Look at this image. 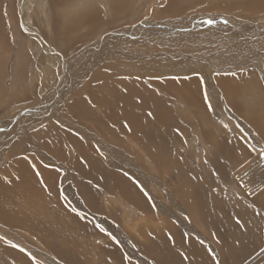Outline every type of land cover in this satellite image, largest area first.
I'll list each match as a JSON object with an SVG mask.
<instances>
[{"label": "rangeland", "instance_id": "rangeland-1", "mask_svg": "<svg viewBox=\"0 0 264 264\" xmlns=\"http://www.w3.org/2000/svg\"><path fill=\"white\" fill-rule=\"evenodd\" d=\"M176 1L0 0V125L4 127L5 120L15 114L12 120L16 121V116L28 108L44 107L43 110L50 113L54 107L48 108L47 103L56 101L55 91L64 72L70 74V79H74L73 82L63 85L64 89L66 86L70 89L75 78V84L81 81L77 78H83L85 81L87 79L84 84L93 85L92 88L100 81L102 90L99 93L109 98L112 87L107 83L117 81L120 84L117 87L118 94L124 87L127 91H134L132 99L139 104L138 111L126 99L123 101L125 107L117 108L114 105L119 110V124L102 120L87 123L100 138L108 135L107 137L114 139L116 134L110 133L114 128L131 130V133L124 131L127 134L119 135L125 142L120 144L119 148L124 153L120 167L126 170L127 174L131 173V170L140 172L143 178L148 180L145 184L138 175L132 177L123 172L126 179L132 183V186L124 187L122 182L118 185L110 170H104L100 174V189L93 190L91 185L86 183L87 193H83L85 198L80 196L85 210L82 214L85 216L77 210L73 211L74 208L69 204L63 206L61 211L73 216V220H78L83 226L82 231L87 235L79 231L77 237L68 244L65 243V246H61L65 242L62 238L54 240L53 248L52 245L43 246L36 240L35 232H29L28 228H24L25 233L20 231L17 234L0 225L1 231L4 228L9 238L21 244L18 245L20 250L31 259V263L136 264L137 259L141 258L148 264H264V161H261L260 167L257 168L253 163L256 160H264V116H261L264 115L263 39L260 42L253 39L250 45L244 43L248 46L242 47L245 46L242 45L243 37L239 36L242 39L240 38L241 42L237 45L234 41V45H230L224 40L220 45L213 47L200 49L197 46V49L196 45H183L181 48H184L178 47V50L171 47L173 40H170V43L167 41L168 44L164 47L155 42L156 46L147 45L152 48L145 49L143 53L138 52L137 55L141 59H135V62L131 60L133 49L128 47L130 43L120 46L115 41L117 38L118 42L124 39L118 37L116 32H131L128 30L130 27L143 23L145 26L142 25L140 29H145L148 25H166V21L169 23L174 15L176 18L188 16L187 20L192 18L197 22L203 20L207 28L215 27L214 23L243 25V35H254L264 30V0H243L252 5L250 9H232V6L227 9L216 5L219 2L234 0ZM172 7L174 8L171 9ZM182 26L184 27V24ZM203 29L200 31L204 32ZM34 31L43 36L47 47L35 36ZM235 31L237 32L236 29ZM164 32L167 36L165 30ZM220 36L237 43L234 34L233 37H227V34ZM126 38L131 40L128 33ZM139 50L141 51V48ZM208 52L216 56V52L223 55L219 60L210 59L209 69L213 72V79L221 77L226 81L230 78L232 82L237 83L240 77H245L241 80L242 90L247 88L238 100L226 99L224 94L215 100L204 82L199 80L204 71L201 68H188L186 65L182 67V61L178 58V54L182 53L207 57ZM65 62L69 64V68ZM137 73L147 74L149 79L144 75L137 76ZM233 73L235 75H232ZM193 75L197 78V88L190 94H195V101L196 97L200 101L197 100V104L189 98L176 101L170 95V90H173L175 85L179 87L181 83L188 82ZM127 78H131V81ZM142 82H152L154 87L147 85L148 89L159 97L155 99L148 94ZM169 83L174 87L170 88ZM161 96L165 99H161ZM166 105L169 108L167 117L166 120H161L166 124V130L153 128L151 115ZM255 106L258 108L255 109ZM95 107L100 106L95 104ZM148 111L149 115L146 114ZM96 112L98 116L105 113L104 110ZM133 112H136L135 116ZM239 119L243 122H237ZM43 124L47 122H39L27 132H42V137L48 139L49 136L39 130ZM2 134L4 133L0 134V152L6 149H2ZM19 139L21 140V135ZM48 140L50 143L47 148H56V142L50 138ZM102 143L108 146L107 142ZM8 150L10 151V148ZM68 152L71 154L70 150ZM102 152L104 164L109 169L112 165L110 152L104 147ZM16 157L17 155L13 159ZM56 162L59 165L58 159ZM1 163L0 168L7 166L2 160ZM247 165L252 167L250 182L252 181L258 190L254 194L242 183L247 181L242 174ZM35 211L43 217L50 216V208H45L43 212L41 209ZM106 215L119 224L115 230H106L96 223L95 218L104 219L107 218ZM148 216L154 221L145 228ZM186 218L197 227L186 229L182 226L181 221ZM35 220L33 223L36 226ZM39 223L40 218V229ZM192 229L195 232L187 231ZM117 234L125 237L128 235L127 239L132 241L119 245L113 239ZM61 236L66 238L65 234ZM145 237L148 239L146 242L142 241ZM165 242L169 245L165 246ZM159 245L164 247L163 250L168 249L165 253L167 256H159L157 252L162 250ZM67 246H70V249ZM173 250H176V253ZM109 254L112 256L109 257Z\"/></svg>", "mask_w": 264, "mask_h": 264}, {"label": "bare ground", "instance_id": "bare-ground-1", "mask_svg": "<svg viewBox=\"0 0 264 264\" xmlns=\"http://www.w3.org/2000/svg\"><path fill=\"white\" fill-rule=\"evenodd\" d=\"M174 1L177 2L176 0H174ZM168 3H170V2H168ZM216 5L219 7L224 6V8L227 7V9H230L231 6H232L231 7L232 9L233 8H243V7H245L246 9H250V7H252V5L250 6L246 1H243V0H234V1H228V2L223 1V3L219 2ZM174 7H172L171 9H173ZM262 7L264 9V1L262 2ZM166 8L169 9L170 7H166ZM259 8H260V6H259ZM164 10H166V9H164ZM244 13H246V12H244ZM97 14H99V13H97ZM95 16H97V15H95ZM92 17H94V16H92ZM97 17H100V16H97ZM187 17H180V18L177 17L176 18L174 15L168 21L169 23H167V21H166V25H161V26L159 25V27H158V25H148L147 28L140 29L142 25L145 26V23L138 25V26L134 25L128 29L131 32H126V33H121V34L116 32L118 37H121L124 39H123V41H121L119 39L120 41L118 42V38H117L115 41L120 46H126L127 42L130 43L128 47L133 49L131 51L133 53L130 54L131 60H133V61L135 59H137L139 61L141 58L139 57V55H137L138 52L143 53V51L145 49L152 48L150 46H156L155 42H157L162 47H164L168 44L167 41H169V43H170V40H173V42L171 43V47H175L176 49L178 47L181 48V46H183V45H184V47L196 45V48L198 46L200 49L208 48V47H213L215 45L216 46L220 45L224 40H226L227 44L237 45V44H239V42H241L240 38L242 39V37H243V41H244L242 45H245L242 47L248 46L247 44H244V43H249V45H250V42L253 39H257L256 41H259V42H260V40L263 39L262 44H264V30L256 32V34H254V35H243V33L245 31V29H244L245 27L244 28L242 27L243 25L242 26H240V25L234 26V25H228V24L214 23L215 27L207 28L204 26L203 20H201V22H197V21H195V19H192V18L190 20H187ZM90 18H91V16H90ZM146 21H148V20H146ZM89 22L91 23L92 20L91 21L89 20ZM191 22L193 23V25H190ZM182 24H184V27L182 26ZM25 26H27V25H25ZM89 28H90V26H89ZM202 28H204L203 29L204 32L200 31V29H202ZM235 29L237 30V32L235 31ZM164 30L166 31V34H168L167 36L165 35ZM142 31H144V32H142ZM176 32H178V33L176 34ZM90 33H92V30ZM127 33L131 37V40H128L126 38ZM34 34H35V36H37V38L40 40V42L46 46V43H45L43 36L37 31H34ZM223 34H227V37L228 36L233 37V34H234V36L237 37V43H235V40L226 39V37L220 36ZM168 36H170V37H168ZM239 36H242V37L239 38ZM203 38H206V40ZM218 40H222V41H218ZM174 41H176V43ZM232 41H234V44ZM215 43H218V44H215ZM147 45H150V46L148 47ZM184 47H182V48H184ZM139 48H141V51L139 50ZM207 54H208L207 57H202V56L198 57L196 55L182 53V54H178V55H180L178 58H180V60L183 62V63L182 62L180 63L182 67H185V65H186L188 68H201L202 71H204L202 73V78L199 80L204 82L205 87H207L210 90V92H211L210 94L215 100L219 99L221 94L222 95L224 94L226 96V99L238 100L240 94H242L244 92V90H246V88H247V87H244V90H242L243 85H242L241 80L245 79V77H240V79H238L239 82H237V83L232 82L231 81L232 79H230V78L227 79L226 81L224 79H223L224 80L223 81L221 77H217L216 80H215V78L213 79V77H214L213 72L209 69V68H211L210 59H218L219 60V59L223 58V55L218 54V52H216L217 56L212 55L213 53H210V52H208ZM261 54H263V53L261 52ZM65 64L69 68V64L67 62H65ZM69 75L70 74H67V72H64V75L62 74L63 77L61 79V82L59 83V85L55 91V95L57 94L56 101H52V102L49 101L50 103L49 102H48L49 104L47 103L48 108L54 107L51 109L50 113H46L43 110V109H45L44 107H43V109L42 108L39 109L37 107H36L37 109L28 108L27 110L19 113L16 116V119H17L16 121H14L15 119L12 120V118L16 115L15 114L12 118L5 120L6 125L4 127H2L0 125L1 126L0 127V134L4 133L1 136L2 149H3V147H5L7 149V150L4 149L3 151L0 152V165L2 164L1 160L3 161L4 165H7L6 167L0 168V225L3 227H6L10 231L12 230V232H15L17 234H18V232L20 233V231L25 233L24 228H28L29 232H35V234H36L35 237H36L37 241L39 240L43 246L46 245L47 247H49L52 245V248L54 247V240H58L60 238L65 239L64 244L63 243L61 244V246L62 245L65 246V243L68 244L70 241H73L77 237V234L79 233V231L82 232L84 235H87L86 233H84L82 231L83 226H81L80 222L78 220H73L74 219L73 216L66 215L65 213H63L61 211V208L63 206H65L66 204H69L75 210H77L78 213H80L81 215H84V214H82L83 211H85L84 206H83V202H82L83 200L81 201L80 196H83V193L84 194L87 193V188L85 186L86 183H89L91 185V187L93 188V190H98L101 188L102 182L100 180V174L102 171L110 170V172H112L111 174L114 176V179L116 180V182H118V183L122 182L124 187H125V185L132 186V183H130L126 179L123 172H125L126 175H130L132 177H134L135 175H138L139 179L142 178V181L145 184L148 182L147 179L143 178V175L140 172L137 173V172H135V170L134 171L131 170L132 174L131 173L127 174L126 173L127 171L124 170L122 167H120V164L123 163L121 160L123 159L124 153L119 148H121L120 144H123L125 142L123 141L122 138H120L119 135L131 133V130H124L125 132H127V133H125L123 130H121L119 128H114L113 129L114 131L112 130L110 132V133L116 134L114 139L107 137L108 135L104 138H102V137L100 138L98 135H96V133H95L96 131L91 130L89 128V125L87 123V122L95 123V122H98L99 120L100 121L102 120V121H111V122H115L116 124H119V121H120V115L118 114L119 110L116 109V107L114 105H116L117 108H119L120 106L125 107L126 105L124 103L125 102L124 100L127 99L133 104V106L138 111L139 104H137L132 99V96L134 95V91L133 90L127 91V89L124 87V89L121 90L118 94L117 87H119L120 84L117 81L116 82L113 81L111 83H107L109 87H112L109 91L110 92V95H109L110 98H109V97L103 96L101 93H99L102 90V89L100 90V86H101L100 81L97 80L98 83L97 84L95 83L96 84V85L94 84L95 87L92 88L93 85L90 86L88 84H84L87 81V79L85 81L83 78L82 79L77 78V80H81V81H80V83H76V84H75V82H76V78H75L74 84L72 83L73 86L70 89H68V86H66V88L64 89L63 85H67L69 82L71 83V81L73 82V80H74L72 78L70 79ZM86 75H87V73H86ZM129 75H130V73H129ZM142 75H144V77H147L149 79L148 75L144 74V73H140L137 76L142 77ZM25 76H26V74H25ZM127 79H129V78H127ZM127 79L125 80V82L127 81ZM137 79H138V77H137ZM107 80H109V79H107ZM233 81H236V80H233ZM216 82H219L220 84L216 83ZM63 83H65V84H63ZM142 83L145 85V90L148 94H150L155 99H157L159 97L153 91H150L148 89V86L154 87L152 85V82H150V83L142 82ZM135 84H137V83H135ZM181 84L182 85L179 87L176 85L174 87L173 85H171V83H169L168 86L170 88H172V86L174 87L173 90L169 89L170 92L169 91L168 92L170 93V95L176 101H181V100L185 101L186 98L187 99L189 98V99H192L193 101H195V96H194L195 94L193 95L190 93L191 92L194 93L196 88H197L196 87L197 86L196 75L193 78H191V80H189L188 82H184ZM128 89H130V88H128ZM164 90H165V87H164ZM136 91H135V93H136ZM142 92L143 91H141V93ZM24 93H25V91H24ZM165 96L167 97V94H165ZM137 97H139V96H137ZM162 97H164V96H161V99H163ZM164 99H165V97H164ZM197 100L200 101V99L198 97H196V101ZM164 101H167V100H164ZM235 101H234V103H235ZM150 103L153 104V101L150 100ZM155 103L157 104L158 102H155ZM95 104L99 105L100 107L96 108ZM196 104H197V102H196ZM36 106H38V105H36ZM257 106H255V109L258 108ZM45 107H47V106L45 105ZM140 108H142V107H140ZM103 110L105 111V113L102 116H98L96 111L101 112ZM126 110H127V108H126ZM168 110H169V108L166 105V106H164V108H162V109L159 108L158 110H156V113L151 115L152 116L151 125L153 126V128L161 130V128L165 127L166 124H163L161 122V120H166ZM149 111L147 113L146 112L145 113L147 115H149ZM153 111H155V110H153ZM262 111H263V109H262ZM200 112H202V111H200ZM257 112H259V111H257ZM135 113L136 112H133V116H135ZM151 113H152V111H151ZM255 113H256V111H255ZM206 114H204V115H206ZM260 115H261V113H260ZM261 116H264V115L262 114ZM260 119H263V118H260ZM136 120H137V118H136ZM44 121L47 122V124H43L39 130H42L46 135L49 136V138L51 140H54V142H56V148L54 146H52V148H50V149L47 148V146H49L48 144L50 143V142H48L49 138L48 139L46 138L48 141L46 139H44L42 137V135L40 134L42 132L38 133V131H37L35 134H30L29 132H27L29 129H32L31 127H34L35 124H38L39 122L42 123ZM237 122L242 123L243 120L239 119ZM259 122H261V121H259ZM99 123H101V122H99ZM101 125L102 124H100V126ZM263 125H264V123H263ZM248 128L249 127L247 125L246 130H248ZM6 131H8V132H6ZM97 132H99V131H97ZM20 135H21V140L19 139ZM103 141L105 143L107 142L106 144H108V146H105V144L102 143ZM158 141H157V143H158ZM103 147L105 148V150L107 152L108 151L110 152V153L109 152L108 153L110 154L112 165H111V168H109V169L106 168L104 161H103V158H102L103 157V152H102ZM8 148H10V151L8 150ZM68 150L71 151V154L68 152ZM10 152H12L14 154H11ZM73 152H74V154H73ZM151 152H155V151H151ZM16 155H17V157L15 159H13V157ZM56 159L59 160V165L56 164L57 163ZM261 161L263 163L264 160L260 159V162L259 161L257 162V160H256V162L253 161L255 168L260 167ZM253 163L251 165H253ZM251 165H247L246 167L243 168L242 171H244V172L242 174L245 175L244 177H246L247 181H242V183L247 188V190L249 192L254 194V192H256L258 190H257V187H255L252 184V181L250 182V179H251L250 173L252 170ZM134 168H136V167H134ZM104 173H106V171ZM136 179H137V177H136ZM118 185H120V183ZM108 186H109V184H108ZM102 187L104 188L103 184H102ZM182 187H184V186H182ZM89 190H90V187H89ZM184 190H187V189H184ZM118 191H119V189H118ZM184 192L185 191H183V193ZM173 197H175V196H173ZM197 197H198V195H197ZM81 198L84 199L85 196H83ZM199 198H198V200H199ZM202 198L203 197H201V199ZM124 202H126V201H124ZM176 204L177 203L175 202V205ZM94 205H95V207L97 206V204H94ZM45 208H50V216H48V217H43L42 215H38L37 212L35 211V209H41V211L43 212ZM111 209H112V207L110 206L109 210H111ZM66 213L69 214L68 212H66ZM39 218H40V223H39L40 229L38 228V219ZM34 219H36L35 220L36 226L33 223ZM147 219L148 220H147V224L145 225V228H147L146 226H150L151 223H153V221H154V220H152L153 218L150 219L149 216L147 217ZM184 220H185V222H184ZM95 221L100 227H102L106 230H115L117 228V226H119L117 221L112 219L110 216H107V218H104V219L103 218L102 219L101 218L100 219L95 218ZM181 224L186 229L197 227L191 221H189L187 218L183 219L181 221ZM21 226H23L22 229H21ZM3 229H2V231L0 230V264H33L30 261L31 259L29 257H27L22 252L23 250L22 251L20 250V247L18 245H21V244H19L18 241H16L15 239L9 238V236L5 233V231ZM139 229H140V226H139ZM187 231L188 232H195V231H193V229L187 230ZM49 232H50V242H49ZM29 234H31V233H29ZM64 234L66 235V238L64 236L63 237L61 236ZM141 235H143V233ZM196 236H197V234H196ZM113 237L119 243V245H124V244H127L130 241H132V240L127 239V238H129L128 235H127V237H125V236L117 234ZM27 238H28V236H27ZM138 239H141V238H138ZM146 239L147 238L145 237L142 239V241L146 242L148 240V239L147 240ZM172 240H173V238H172ZM158 243H159V240H158ZM167 244L169 245V243H167ZM168 245H166V242H165V246H168ZM70 246H67V247L69 248ZM159 246L161 247V245H159ZM163 248H162V250H160L161 253H160V251L157 252L159 254V256L160 255H166L165 253L168 251V249L165 248V250H163ZM170 248H171V246H170ZM80 249H81V252H83L82 246ZM60 250H61V248H60ZM76 251L77 250H75V252ZM173 251L175 252L176 250H173ZM52 253H54V251H52ZM109 255H110L109 257L112 256V254H109ZM174 260H175V258H174ZM137 261H138V263H136V264H148L147 261H144L141 258L137 259ZM116 263H118V262H116Z\"/></svg>", "mask_w": 264, "mask_h": 264}, {"label": "snow or ice", "instance_id": "snow-or-ice-1", "mask_svg": "<svg viewBox=\"0 0 264 264\" xmlns=\"http://www.w3.org/2000/svg\"><path fill=\"white\" fill-rule=\"evenodd\" d=\"M209 23H212V21H209ZM232 75H235V73H233ZM205 95H207V94H205ZM208 106L211 107L210 104ZM73 211H75V209H73ZM113 239H115V238L113 237Z\"/></svg>", "mask_w": 264, "mask_h": 264}, {"label": "crops", "instance_id": "crops-1", "mask_svg": "<svg viewBox=\"0 0 264 264\" xmlns=\"http://www.w3.org/2000/svg\"><path fill=\"white\" fill-rule=\"evenodd\" d=\"M99 259H100V257H99Z\"/></svg>", "mask_w": 264, "mask_h": 264}, {"label": "water", "instance_id": "water-1", "mask_svg": "<svg viewBox=\"0 0 264 264\" xmlns=\"http://www.w3.org/2000/svg\"><path fill=\"white\" fill-rule=\"evenodd\" d=\"M53 50H54V48H53Z\"/></svg>", "mask_w": 264, "mask_h": 264}]
</instances>
